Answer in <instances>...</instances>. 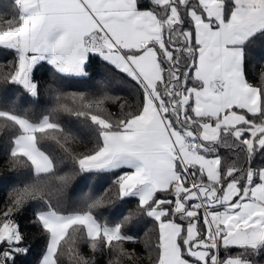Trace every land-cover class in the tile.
<instances>
[{
  "label": "snow or ice",
  "instance_id": "6c2138e0",
  "mask_svg": "<svg viewBox=\"0 0 264 264\" xmlns=\"http://www.w3.org/2000/svg\"><path fill=\"white\" fill-rule=\"evenodd\" d=\"M254 44L264 60V0H11L0 11V264H33L29 209L43 240L35 264H264ZM97 60L131 84V101L103 81L74 90ZM102 176L107 188L69 203L77 177ZM117 203L126 214H103ZM144 219L142 241L131 226Z\"/></svg>",
  "mask_w": 264,
  "mask_h": 264
},
{
  "label": "trees",
  "instance_id": "16d2710c",
  "mask_svg": "<svg viewBox=\"0 0 264 264\" xmlns=\"http://www.w3.org/2000/svg\"><path fill=\"white\" fill-rule=\"evenodd\" d=\"M11 4V0H0V11H6ZM252 59L250 60V78L258 77L260 71L262 70L261 65L264 64V60H261L259 57V53L262 50V47L258 44H254L250 46ZM255 65L254 71L252 70V65ZM93 77L91 80L84 81L81 83H73L74 90H95L98 86L99 81H103L115 95H121L128 98L130 101L134 97L133 89L129 82L124 81L119 76H113L111 70H105V68L100 64L99 60L93 64L92 67ZM52 69L48 66H45L43 69H38L36 72L37 79L41 82V99L40 102L36 105H33L35 110H39L47 106L48 99L43 92L44 86L52 80ZM69 83V82H65ZM14 91V90H10ZM25 107L29 106L30 101L25 102L21 101ZM112 111H115V107L110 106ZM66 119V118H65ZM74 131H80L79 127L72 122L70 125ZM259 163V161H257ZM4 175H8L4 173ZM110 184V179L108 177H97L95 181H92V178L89 177L85 180L82 177H77V180L73 183V186L68 190L67 199L69 203L78 200L79 197L83 196L85 193L89 192L90 189H93L96 194L102 192L105 188H107ZM6 195V189L0 191V200L4 198ZM134 201H130L128 207H131L134 204ZM117 209H120V215L113 217L114 219H119L121 215L126 214L127 207H121L120 203L114 205L113 208H110L103 212L105 216H110ZM31 217V210H27L25 212V216L22 219V225H27L24 227V231L29 234V238L34 246L33 253L29 256V260L33 261L35 264V260L38 258L39 252L43 247V240L40 239L36 234L38 233V229L35 226L28 224V218ZM132 233L138 235L142 241L147 240L151 237V229L153 228V224L150 220L144 219L137 225L131 226ZM147 233V235H146ZM137 251L142 255H146L143 243L136 245ZM82 251L87 252L88 249L86 246H82ZM105 257H98L99 264H103Z\"/></svg>",
  "mask_w": 264,
  "mask_h": 264
}]
</instances>
